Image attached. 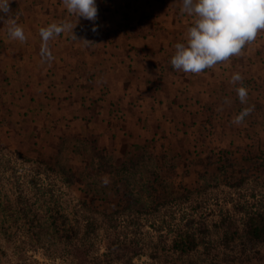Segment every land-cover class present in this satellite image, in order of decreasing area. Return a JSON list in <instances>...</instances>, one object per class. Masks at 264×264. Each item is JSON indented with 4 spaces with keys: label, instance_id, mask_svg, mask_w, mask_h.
Instances as JSON below:
<instances>
[{
    "label": "rangeland",
    "instance_id": "374dc122",
    "mask_svg": "<svg viewBox=\"0 0 264 264\" xmlns=\"http://www.w3.org/2000/svg\"><path fill=\"white\" fill-rule=\"evenodd\" d=\"M256 38L252 50L264 52V30ZM197 104L196 112L206 113L204 102ZM18 105L0 106V264H82L87 217L95 215L84 207L95 199L92 190L102 196L95 199L104 211L97 238L101 252L118 235L132 245L168 249L193 229L201 241L194 264H264V243L245 237L254 220L264 218V110L259 105L258 122L247 121L245 138L238 127L207 122L180 144L159 136L129 142L128 148L125 141H100L94 124L74 123L63 109L40 102V107ZM95 115L92 108L90 116ZM215 118L223 122L222 115ZM114 185L149 206L124 208L121 196L109 193ZM6 230L24 242L23 258L5 240ZM38 235H52L58 243L37 240ZM234 235L242 238L232 240ZM145 261L153 260L146 255L135 263Z\"/></svg>",
    "mask_w": 264,
    "mask_h": 264
},
{
    "label": "crops",
    "instance_id": "0c3cea01",
    "mask_svg": "<svg viewBox=\"0 0 264 264\" xmlns=\"http://www.w3.org/2000/svg\"><path fill=\"white\" fill-rule=\"evenodd\" d=\"M9 4L8 12H0L1 107L46 103L63 109L74 123L94 124L100 141L124 145L159 136L180 144L207 122L238 127L245 138L247 121L258 122V105L264 110V52L251 48L258 38L239 55L200 73L172 68L174 45L185 40L194 23L181 0H97L95 32L93 22L76 20L63 0ZM12 20L22 27L24 39L10 37ZM65 23L73 31L41 35L42 28ZM236 74L239 80L233 79ZM201 102L206 113L196 112Z\"/></svg>",
    "mask_w": 264,
    "mask_h": 264
},
{
    "label": "clouds",
    "instance_id": "9594fccd",
    "mask_svg": "<svg viewBox=\"0 0 264 264\" xmlns=\"http://www.w3.org/2000/svg\"><path fill=\"white\" fill-rule=\"evenodd\" d=\"M182 11L193 16L194 23L187 29L183 42L174 45L170 58L173 69L185 73H200L219 62L239 55L247 43L264 30V0H181ZM69 14L76 20L92 21V31L99 25L97 0H63ZM10 10L9 0H0V12ZM71 29L70 24L50 25L42 28L41 35L49 38L53 33ZM8 33L12 38L24 39L22 27L10 21ZM88 42V41H85ZM241 77L236 74L233 79ZM243 99L245 90H239Z\"/></svg>",
    "mask_w": 264,
    "mask_h": 264
},
{
    "label": "trees",
    "instance_id": "16d2710c",
    "mask_svg": "<svg viewBox=\"0 0 264 264\" xmlns=\"http://www.w3.org/2000/svg\"><path fill=\"white\" fill-rule=\"evenodd\" d=\"M134 157V156H133ZM136 167V166H135ZM129 169H123V173H127ZM117 185V184H116ZM114 185L113 187H109V193L114 192L118 193L121 196V201L118 203L124 208L128 209L131 206L137 207H147L149 204L144 203L143 201H135L134 194L131 191L126 190L125 188L117 187ZM114 189V191H113ZM152 192L156 191L154 187L151 188ZM92 197L96 200L102 199V196H98L97 191L93 192ZM165 192V191H164ZM103 195H108L107 192H103ZM92 199L91 202H85L84 207L94 212L95 215L93 217H87L85 231L82 237V247L79 251H81L80 257L82 260V264H171L172 262L180 261L182 264H194L192 262L193 255L197 252L201 241L197 237L196 233L193 229L185 232L181 235L179 240L174 241L173 246L168 249H149L146 245L140 244H129L126 243V240H123L119 235L113 240L111 237L108 239V243L104 245L105 249L101 252L102 247L101 243L97 242V238L99 236V232L102 228V220L100 219L102 216L103 210H99V206L96 204V200ZM99 201V200H97ZM53 220H57L59 217H52ZM50 218L44 220L48 222ZM4 220H2L3 222ZM2 224V223H1ZM3 226V225H2ZM2 226L0 227L2 229ZM3 233L5 236V240L8 241L13 250L23 258L21 244H24L23 241L17 240L16 236ZM63 235H60L62 238ZM50 235L49 237L42 238V235L37 236V240L46 239L50 241V244L58 243L56 238ZM245 237L249 241H256L258 243H264V218L258 217V219L254 220L253 226H251L250 230L246 231ZM19 238V237H18ZM236 238H242L241 236L234 235L231 237L232 240H236ZM1 252V249H0ZM149 256L153 261L152 262H141L135 263L136 259H142L143 256Z\"/></svg>",
    "mask_w": 264,
    "mask_h": 264
}]
</instances>
